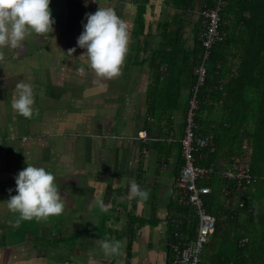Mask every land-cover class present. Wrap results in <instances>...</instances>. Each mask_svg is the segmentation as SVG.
I'll list each match as a JSON object with an SVG mask.
<instances>
[{"label":"crops","instance_id":"0c3cea01","mask_svg":"<svg viewBox=\"0 0 264 264\" xmlns=\"http://www.w3.org/2000/svg\"><path fill=\"white\" fill-rule=\"evenodd\" d=\"M168 4L51 0L54 31L29 37L18 55L5 50L0 61V264H116L96 244L105 238L125 242L123 264H172L169 225L183 162L180 139L189 90L183 61L173 63L179 65L173 66L174 74L165 66L158 73L159 63L153 61L161 25L175 15ZM100 6L113 8L131 32L122 74L103 86L94 83L97 77L81 57L87 50L77 43L86 14ZM26 78L38 108L32 118L11 107L16 83ZM205 117L213 127L220 111ZM141 131L146 140L139 137ZM227 162L223 157L219 170ZM27 163L56 176L65 209L59 216L22 221L17 227V214L3 202L10 198L9 189L17 194L15 177ZM128 177L150 190L146 202H121ZM101 200L111 202L106 213L98 206Z\"/></svg>","mask_w":264,"mask_h":264},{"label":"trees","instance_id":"16d2710c","mask_svg":"<svg viewBox=\"0 0 264 264\" xmlns=\"http://www.w3.org/2000/svg\"><path fill=\"white\" fill-rule=\"evenodd\" d=\"M217 3L218 0H169L175 15L162 23L153 53V61L159 63L155 65L158 73L165 66L168 74H174L173 66L178 64L173 63H185L186 69L180 66L189 90L183 134L196 82L194 69L203 54V13ZM139 15L143 27L142 5ZM220 16V29L226 36L213 46L196 116L198 134L211 137L214 149L209 146L197 152L196 163L218 172L223 157L229 161L240 155L244 141H249L254 149L252 172L258 182L243 209L227 204L221 193L223 181L217 174L200 182L211 188L206 207L216 219L200 264H264V0H222ZM215 109L220 111V120L209 127L205 115ZM172 205L171 242L175 241V231L194 238L197 220L189 218L192 209L177 201Z\"/></svg>","mask_w":264,"mask_h":264},{"label":"clouds","instance_id":"9594fccd","mask_svg":"<svg viewBox=\"0 0 264 264\" xmlns=\"http://www.w3.org/2000/svg\"><path fill=\"white\" fill-rule=\"evenodd\" d=\"M50 4L51 0H0V61L5 60L6 49L22 52L29 37L44 36L54 31ZM86 20L77 43L87 50L81 57L87 58L88 67L95 73L97 80L94 83L103 86L104 81L122 74L131 41L130 25L111 7L100 6L95 13L86 14ZM75 51L73 48L68 54ZM78 71L83 74L85 68L80 67ZM14 93L11 101L14 112L25 118L38 115L34 88L28 78L16 83ZM15 182L17 194L11 195L12 190L9 189L10 198L3 203L17 214V227L22 221H40L63 213L65 197H62L52 172L27 163V167L15 177ZM126 183L127 195L120 197L121 202L136 199L138 204H142L149 199L150 190L142 189L135 178L128 177ZM97 203L105 213L112 207L111 202L105 203V200ZM96 244L106 258L123 264L124 241L105 238Z\"/></svg>","mask_w":264,"mask_h":264},{"label":"built area","instance_id":"2783aa9c","mask_svg":"<svg viewBox=\"0 0 264 264\" xmlns=\"http://www.w3.org/2000/svg\"><path fill=\"white\" fill-rule=\"evenodd\" d=\"M222 0L214 9L204 11L205 29L202 34L203 54L194 71L196 82L191 90L189 107L186 116L184 134L180 139L181 156L183 160L180 175L175 184V200L189 206L192 214L189 218L197 220L196 234L190 239L187 234L175 231V241L170 243L173 252L172 264H200L203 251L214 232L216 219L206 207V197L211 188L200 185V182L217 174L223 181L221 193L228 205L243 209L251 201L252 191L258 178L252 172L254 149L249 141H244L241 153L233 156L218 172L213 167H202L196 163V153L212 146L211 137L201 136L197 132L196 116L200 107V92L208 75V60L213 46L225 39V33L220 29ZM139 137L147 139L146 131L139 132Z\"/></svg>","mask_w":264,"mask_h":264}]
</instances>
